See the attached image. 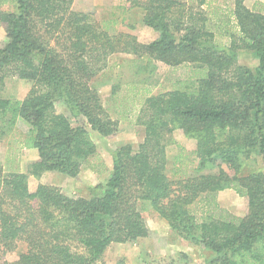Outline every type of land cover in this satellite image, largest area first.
Instances as JSON below:
<instances>
[{"label": "trees", "instance_id": "trees-1", "mask_svg": "<svg viewBox=\"0 0 264 264\" xmlns=\"http://www.w3.org/2000/svg\"><path fill=\"white\" fill-rule=\"evenodd\" d=\"M218 1L134 0L143 25L159 33L141 43L120 32L116 19L73 11L74 0H0L7 37L0 45V146L9 140L10 163L24 149L38 153L25 171L0 164V254L26 245L5 264H101L110 246L149 237L145 212L204 249V264H264V169L249 162L264 164V1L252 8L246 0ZM241 51L258 61L256 68L239 64ZM119 53L144 60L143 73L152 74L155 61L171 74L187 73L157 93L140 79L127 85L131 106L140 102L136 122L145 138L114 151L109 177L91 198L44 184L31 189L30 178L49 172L76 179L85 169L110 171L92 135L106 138L119 129L96 84ZM11 78L32 82L24 99L4 94ZM117 88L114 111L122 114L126 99H118ZM176 131L197 143L198 175H188L178 145V169L169 176ZM227 190L247 200L245 216L220 205Z\"/></svg>", "mask_w": 264, "mask_h": 264}, {"label": "rangeland", "instance_id": "rangeland-1", "mask_svg": "<svg viewBox=\"0 0 264 264\" xmlns=\"http://www.w3.org/2000/svg\"><path fill=\"white\" fill-rule=\"evenodd\" d=\"M134 0H74L72 10L75 12H92L100 20L116 19L120 32L135 36L141 43H149L158 38L159 33L143 25V12L137 7H133ZM256 1L264 0H246V5L252 8ZM219 5L232 6V1L219 0ZM7 41L4 28L0 25V45ZM239 64L250 68H256L258 61L248 52L239 53ZM144 60H139L131 54L119 53L112 55L105 70L97 77V85L100 89L103 105L110 113L113 119L119 123L118 132L110 137H100L94 133L92 138L97 144L100 155L109 167V172L99 176L89 169H85L78 178L72 179L65 175L49 172L45 173L40 179L30 178L31 189H35L38 184L58 187L71 197L91 198L93 190L97 186L103 185L109 177L113 166V153L121 146L132 144L138 147L145 138L144 129L137 125L136 118L140 108L139 100L135 105L128 102L129 94L127 85L134 79H140L146 82V85L153 89V93L160 90H171L176 79L181 78L187 73L186 68L172 70L162 62H153L156 68L152 74L140 72V66ZM102 75V76H101ZM146 80V81H145ZM32 82L11 78L6 81L4 94L15 99H24L32 89ZM118 87V99L125 100V106L122 108V114L114 111L113 88ZM125 114L124 111H129ZM59 112H66L65 108L58 105ZM20 129L27 132L29 126L21 121ZM178 145L184 149L186 170L188 175H198L195 171L197 161L193 151L196 150L197 143L188 139L183 132L176 131L171 137V145L168 147V174L170 177L178 168L175 165V159L181 154ZM9 140H5L0 146V164L6 171L19 170L25 171L30 163L35 161L38 153L35 149H24L13 163L8 161ZM252 167L263 170L264 164L260 159L249 161ZM206 173L211 171H205ZM221 195V194H220ZM218 196V201L222 207H231L237 216H245L248 210L247 200L240 198L234 191L228 195ZM223 195V194H222ZM219 198H222V203ZM224 207V208H226ZM228 209V208H227ZM229 210V209H228ZM144 218L147 221L150 235L145 239H139L133 243L114 244L109 247L103 256L101 264H164L171 260L180 261L182 264H204L209 258V254L201 247L174 234L167 222L153 212H145ZM26 251V245L21 243L18 248L6 255L0 254V264L5 262H14Z\"/></svg>", "mask_w": 264, "mask_h": 264}, {"label": "crops", "instance_id": "crops-1", "mask_svg": "<svg viewBox=\"0 0 264 264\" xmlns=\"http://www.w3.org/2000/svg\"><path fill=\"white\" fill-rule=\"evenodd\" d=\"M229 192H232V190H227V191H224V192H221L219 195L220 196H225V195H228L229 194ZM223 194V195H222ZM219 200H220V202L222 203V198L220 199L219 198ZM222 206V205H221ZM224 207H226V206H224ZM226 208H228L229 210H231V211H233L234 212V210H232V208L231 207H226Z\"/></svg>", "mask_w": 264, "mask_h": 264}]
</instances>
